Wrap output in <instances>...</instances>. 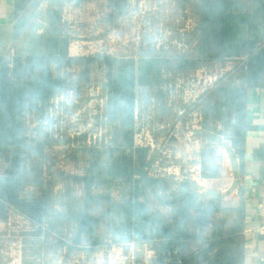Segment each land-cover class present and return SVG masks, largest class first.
<instances>
[{"label":"rangeland","instance_id":"obj_1","mask_svg":"<svg viewBox=\"0 0 264 264\" xmlns=\"http://www.w3.org/2000/svg\"><path fill=\"white\" fill-rule=\"evenodd\" d=\"M234 1L228 29L237 42L262 47L264 0ZM199 2L21 0L27 29L10 65L20 56L38 79L46 65L27 57L55 54L49 70L57 83L42 106L24 113L21 152L0 151V178H18L19 198H45L41 218L34 207H0V264H163L161 229L130 221L129 200L158 218L186 200L192 224L198 209L206 211L191 263L206 264L205 239L234 224L241 206L239 140L217 90L240 82L248 55L233 48L220 59L199 56ZM130 61L127 84L119 72ZM143 154L142 173L121 175L128 163L139 168ZM84 211L96 220L77 243L75 216Z\"/></svg>","mask_w":264,"mask_h":264},{"label":"trees","instance_id":"obj_2","mask_svg":"<svg viewBox=\"0 0 264 264\" xmlns=\"http://www.w3.org/2000/svg\"><path fill=\"white\" fill-rule=\"evenodd\" d=\"M199 1L202 10L199 31L203 34L199 56L220 59L224 58L233 48H236L239 54H248L246 63L241 67L244 77L240 78V82L237 84L229 80L224 85H220L222 87L217 90L223 100V108L226 112L224 123L230 134L239 138L244 125L248 89L254 86H264V45L258 47L256 41L250 38L237 42L239 38L228 29V11L236 6L234 0ZM26 22V18L22 16L17 30H23L26 27ZM53 40L57 42L56 36L53 37ZM53 55H40L37 58L27 57L28 60L36 59L46 65L38 79L34 77L33 67L29 63H22V57L17 56L14 59V65L11 66L7 57L0 56V151L14 149L21 152V147L27 140L23 120L24 113L28 109H38L52 96L57 83L49 70L52 57H57ZM119 73L121 79L125 80L127 84L131 83L134 64L131 61L125 62ZM125 90H129L128 86ZM145 159L146 154H143L139 168L132 167L131 163H128L121 175H130L135 173L134 171L142 173ZM115 173L117 172L112 168L110 174L114 175ZM94 179V176L90 178L89 186L93 184ZM35 181L38 185H43V178ZM18 184V178L14 176L0 178V207L4 208L5 202L9 201L23 207L28 213L31 211V207H34L38 212L37 214L32 213V215L43 217L44 196L43 199L36 202H25L17 194ZM126 204L127 217L130 221L134 223L145 219L161 229V242L157 246L159 262L163 264L166 262L169 264L192 263L193 258L197 256L193 242L197 241L198 237H202V233L198 232L199 229L209 224V215L206 211L198 209L199 215L196 222L192 224L194 219L190 209L192 204L186 200L175 208L171 216L161 218L150 214L145 204L140 200H129ZM75 219L79 226L76 241L81 243L82 233L92 226L96 219L86 211L76 214ZM243 228V210L240 206L236 222L229 227L222 226L217 229L213 238L205 239L207 246L199 249L205 256L206 264H242ZM212 249H217V252L210 256Z\"/></svg>","mask_w":264,"mask_h":264},{"label":"crops","instance_id":"obj_3","mask_svg":"<svg viewBox=\"0 0 264 264\" xmlns=\"http://www.w3.org/2000/svg\"><path fill=\"white\" fill-rule=\"evenodd\" d=\"M21 0H0V56L19 52L21 38L27 29L18 31ZM248 55V54H246ZM240 148L239 188L243 210V262L264 264V86L250 87L242 135L237 138Z\"/></svg>","mask_w":264,"mask_h":264},{"label":"built area","instance_id":"obj_4","mask_svg":"<svg viewBox=\"0 0 264 264\" xmlns=\"http://www.w3.org/2000/svg\"><path fill=\"white\" fill-rule=\"evenodd\" d=\"M258 208L264 211V203H259V204H258ZM259 230H260L261 232H264V225H262V226L260 227ZM164 264H169V263L166 262V263H164Z\"/></svg>","mask_w":264,"mask_h":264},{"label":"clouds","instance_id":"obj_5","mask_svg":"<svg viewBox=\"0 0 264 264\" xmlns=\"http://www.w3.org/2000/svg\"><path fill=\"white\" fill-rule=\"evenodd\" d=\"M61 99L65 100V102H67L68 101V96L67 95H62Z\"/></svg>","mask_w":264,"mask_h":264}]
</instances>
